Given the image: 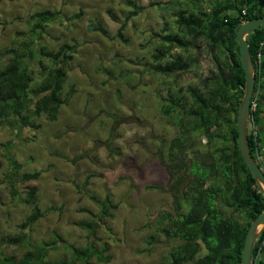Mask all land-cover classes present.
Wrapping results in <instances>:
<instances>
[{"label":"rangeland","instance_id":"374dc122","mask_svg":"<svg viewBox=\"0 0 264 264\" xmlns=\"http://www.w3.org/2000/svg\"><path fill=\"white\" fill-rule=\"evenodd\" d=\"M127 1L0 0V52L29 42L30 15L40 10L60 15L44 27L36 51L76 44L62 91L68 100L56 118L33 119L21 132L0 127V245L7 255L18 258L55 232L78 249L91 243L99 250L105 244L109 261L92 258V264H167L172 242L155 231L154 221L173 207L169 148L177 127L176 115H163L162 108L214 70L212 52L201 42L183 50L172 47L190 62L189 69L154 72L163 26L176 31L173 11L163 8L168 0H130L144 9L125 25L120 40L117 30L131 9ZM78 12L80 18L66 19ZM92 23H101L108 37L89 31ZM27 66L37 85L42 67ZM200 143L195 144L203 148L205 142ZM9 158L21 164L19 175L38 174L17 179L14 197L7 180ZM28 187L35 188V205L45 214L24 227L33 208L25 201ZM105 198L115 208L111 217L100 218L98 203ZM92 221L98 226L90 235L80 225ZM63 257L70 253L59 248L47 260Z\"/></svg>","mask_w":264,"mask_h":264},{"label":"trees","instance_id":"16d2710c","mask_svg":"<svg viewBox=\"0 0 264 264\" xmlns=\"http://www.w3.org/2000/svg\"><path fill=\"white\" fill-rule=\"evenodd\" d=\"M127 4L131 9L116 34L120 40L125 25L144 9L130 0ZM163 8L173 11L176 31L167 32L163 26L164 33L153 54V71L164 75L186 71L190 62L172 53L171 48L183 50L200 42L212 52L214 70L195 86L187 87L185 95L163 104V115H176L177 136L169 148L168 190L173 207L157 215L155 231L172 242L167 264H241L246 232L264 208V197L236 144V116L245 80L235 32L243 22L264 17V0H168ZM59 15L50 10L32 12L29 42L0 52V127L21 132L33 119L45 116L54 120L67 103L68 96L62 97V91L76 44L63 43L55 52L42 48L36 51L44 27ZM80 16L78 12L66 19ZM88 29L108 37L101 23H92ZM245 39L255 77L251 97L255 109L250 105L252 130L248 125L247 141L252 157L264 172V27L256 28ZM29 62L42 67L37 85H33ZM45 62L48 66L43 67ZM196 141L199 145L205 142L203 148L196 146ZM8 161L7 180L14 197L18 193L17 179L32 180L38 174L19 175L21 164L13 158ZM24 192L26 203L33 204L23 224L30 227L45 212L35 205L34 187ZM98 204L100 218L112 216L115 206L106 198ZM80 226L92 235L98 224L92 221ZM59 248L68 250L70 257L47 260L48 254ZM107 251L105 244L99 250L91 243L75 248L54 232L51 240L42 241L18 258L5 254L0 245V264H92V258L105 263L109 261ZM251 264H264V228L253 244Z\"/></svg>","mask_w":264,"mask_h":264},{"label":"water","instance_id":"95a60500","mask_svg":"<svg viewBox=\"0 0 264 264\" xmlns=\"http://www.w3.org/2000/svg\"><path fill=\"white\" fill-rule=\"evenodd\" d=\"M264 27V17L254 18L243 22L235 32V38L239 45V61L244 72L245 87L243 91L242 99L239 103L236 116V128L237 139L236 144L239 150L243 163L247 166L249 173L253 177L255 183L260 189L264 197V172L258 166L257 162L252 157L248 141V117L250 112V102L255 84L254 70L248 46L246 42V36L253 33L258 27ZM264 228V208L259 215L250 223L246 232L242 252H241V264H251V251L253 244L261 231Z\"/></svg>","mask_w":264,"mask_h":264},{"label":"built area","instance_id":"2783aa9c","mask_svg":"<svg viewBox=\"0 0 264 264\" xmlns=\"http://www.w3.org/2000/svg\"><path fill=\"white\" fill-rule=\"evenodd\" d=\"M250 105H251V110H254L255 109V102H250Z\"/></svg>","mask_w":264,"mask_h":264}]
</instances>
